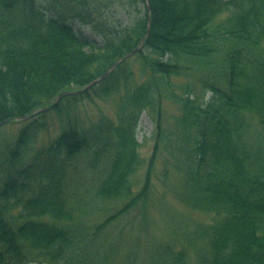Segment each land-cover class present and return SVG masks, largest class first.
<instances>
[{
	"label": "trees",
	"instance_id": "16d2710c",
	"mask_svg": "<svg viewBox=\"0 0 264 264\" xmlns=\"http://www.w3.org/2000/svg\"><path fill=\"white\" fill-rule=\"evenodd\" d=\"M149 1L150 11L130 0L143 14L115 27L87 0L47 14L39 0H0V136L21 123L0 147V264L107 261L123 237L104 232L139 204L137 248L150 208L169 220L153 264H191L188 247L192 264H264V0ZM76 17L98 29L99 42L75 29ZM190 64L204 75L176 83ZM108 99L112 109L99 107L89 126L69 112ZM144 110L155 122L149 156L137 137ZM53 113L61 130L37 145ZM251 123L262 125L256 142ZM18 157L27 163L12 167ZM83 167L93 174L92 201L67 190ZM155 188L160 207L173 194L202 216L158 210ZM97 198L112 205L91 222Z\"/></svg>",
	"mask_w": 264,
	"mask_h": 264
},
{
	"label": "rangeland",
	"instance_id": "374dc122",
	"mask_svg": "<svg viewBox=\"0 0 264 264\" xmlns=\"http://www.w3.org/2000/svg\"><path fill=\"white\" fill-rule=\"evenodd\" d=\"M42 5L46 7L45 13H49L50 9L54 6H58L59 4H64L67 2V0H39ZM88 6H91L94 15L97 19H106L107 23L109 25H113L115 27H122L125 25H130L134 22L135 16L137 14H143L144 12V4H140V12H137L136 9L133 7V5L130 4V0H87ZM96 19V22H97ZM103 21V20H102ZM75 27V29L82 30L84 33L88 34L90 37L95 39L96 41H100L101 36L98 34V29L94 27L92 23H86L79 17H76L71 21ZM206 73V72H204ZM204 74L201 71L196 72L194 70V65L190 64L189 68L184 71V74L177 78L176 83H184V80H194L199 81V77L203 76ZM211 94L210 91L207 92V98ZM114 101V100H113ZM111 102L112 99H108L106 102L99 101L100 106H96L94 104H78L77 106H73L69 109L70 114H72L73 120H75L79 126H89V117H91L94 113L99 112V107L106 109L108 107V110H111ZM172 104H168L169 110L172 109ZM50 114L49 115V121L50 123L46 128L41 130L39 135L37 136L36 144H42L43 142L51 139L54 137L59 131L61 130L60 126V118L56 115ZM253 122V121H252ZM15 123V122H14ZM21 123L14 124V126H4L1 130L2 134L0 136V147L3 146V143L5 140H9L13 138L14 133L17 132V128L20 126ZM252 124V123H251ZM18 125V126H17ZM262 125L259 124H252L249 128L247 134L249 136V140L251 142L255 141L257 139H260L259 130ZM155 128V122L152 119V117L149 115V113L144 110L142 111V114L139 119V125L137 129V137L138 140L142 143L141 151L144 156H149L152 152V145H153V132ZM2 162V161H1ZM27 163L25 161V157H18L16 160L13 161L12 167H20L23 164ZM1 167V163H0ZM79 172L70 174V188L67 189L68 193L71 194L75 198H84L88 196V193L92 198L95 197L93 190H91L90 185L93 182V174L89 169L78 168ZM161 194V189L155 188V196L154 200L158 201L155 205H157V209L162 211H167V209H179L183 215H186L189 220L193 221L192 217L198 218L202 216L201 214L189 211L186 207H183L182 205H179V203L176 201V198L173 196V194L167 195L163 205L160 207L159 202V195ZM94 200V199H93ZM173 204H177L176 206ZM112 202L107 201L103 202L100 199H96L94 204H90V206H87L89 208L88 210V217L87 219H91V222H99L101 219H103L106 214L104 213V209L108 206H111ZM155 208V207H154ZM175 211V210H174ZM142 205L139 204L134 209H132L129 213L125 214V217H122L115 223H113V226H111L108 230L104 232V235H109L110 233V239L111 241H115L116 235H121L123 237V242L121 243V248H116L117 252L115 253V256H111L109 260H100L96 264H132L133 261H135V264H153L154 256L158 254L157 251L155 252V249L158 246V240L163 238V234L167 233V227L169 225V220L167 219L166 214H159L157 212L153 211V208L151 210L150 208V215L148 218V223L150 226V229L148 230H142L141 231V241L139 243L140 246L138 248L136 247V238L139 234L140 225L143 223L144 219L142 217ZM174 219V217H173ZM189 222V221H188ZM177 224L172 226H176ZM190 225H192L190 223ZM173 228H171L172 230ZM121 230L123 231V234H121ZM101 236V234H100ZM96 244L95 246L89 245L90 252L93 253V251H96ZM194 247H188L189 252H187L188 261L191 262V264L194 262L193 260H189L191 257L195 259L194 251L192 250ZM78 254H82V251H77ZM130 252H136V255H134V258H129ZM83 255V254H82ZM159 256V255H157ZM166 253L161 254V258L164 260L166 258ZM28 264H33L29 262Z\"/></svg>",
	"mask_w": 264,
	"mask_h": 264
},
{
	"label": "water",
	"instance_id": "95a60500",
	"mask_svg": "<svg viewBox=\"0 0 264 264\" xmlns=\"http://www.w3.org/2000/svg\"><path fill=\"white\" fill-rule=\"evenodd\" d=\"M146 4H147V7H148V10L150 11V10H151L150 1H149V0H146ZM150 29H151V19H150V17H149L148 29H147V33H146V34L149 33ZM144 37H145V36H144ZM142 40H144V39H142ZM139 47H140V45H138V47H137L135 50H137ZM135 50H134V51H135ZM132 53H133V51L130 52V53L128 54V56L131 55ZM125 58H126V57H121L120 59H118V60L112 65V67H111L110 69H108L104 74H102V75H100L99 77L95 78V79L92 80L90 83H88L84 88H82V89H80V90L88 89V88H90L93 84H95V83H97L98 81H100L105 75H107V74H108V73H109L114 67H116V66H117L121 61H123ZM72 92H77V90H74V91H64V92H62V93L59 95L57 101L60 100V98H61L62 96L66 95V94H68V93H72ZM57 101H56V102H57ZM23 118H27V116H23Z\"/></svg>",
	"mask_w": 264,
	"mask_h": 264
}]
</instances>
